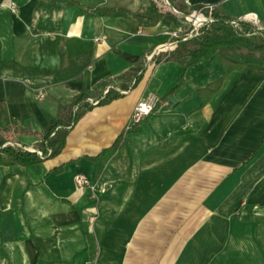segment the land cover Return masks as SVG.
<instances>
[{
	"label": "crops",
	"instance_id": "1",
	"mask_svg": "<svg viewBox=\"0 0 264 264\" xmlns=\"http://www.w3.org/2000/svg\"><path fill=\"white\" fill-rule=\"evenodd\" d=\"M167 1L0 0V123L27 149L70 118L77 92L142 67L133 88L78 119L57 156L0 165V264H264V71L229 74L202 105L198 90L223 76L216 55L188 69L152 62L188 28L175 12L212 6L264 30V0ZM149 95L166 98L99 156Z\"/></svg>",
	"mask_w": 264,
	"mask_h": 264
},
{
	"label": "trees",
	"instance_id": "2",
	"mask_svg": "<svg viewBox=\"0 0 264 264\" xmlns=\"http://www.w3.org/2000/svg\"><path fill=\"white\" fill-rule=\"evenodd\" d=\"M180 11H185L184 7H178ZM203 15L210 16L213 22L207 27L202 28L201 33L196 38L179 42L175 49L169 52H160L152 58L155 65L164 62H184L185 69L192 65L208 60L211 56L216 55L220 61L223 76L217 81L209 84L203 89L198 90V94L202 97V105L215 94L225 77L233 72L241 73L244 70H259L264 71V34L259 30H254L250 25L239 22L237 27L230 24L232 20L222 15L215 8L209 12L207 7L195 6L192 8ZM78 13L88 16H118L120 11L101 10L97 8H79ZM147 14L159 18L162 12H159L155 5H151ZM239 27V28H238ZM187 31L178 33L179 40L184 37ZM142 76V67H135L127 74L115 78L109 82H103L94 87L90 91H79L73 97L71 107L74 110L67 121L51 120L49 131L42 136L38 145V149L42 151L43 158H40L35 153L22 151L18 148L10 146L2 147L6 140L0 138V165H18L28 166L41 162L46 159H51L57 156L65 146V140L69 130L83 116L84 113L92 109L94 106L87 102V99L96 95L98 103L96 106L109 104L113 100L121 97V95L133 88ZM125 80L126 84H121L120 90H116L118 86L114 83ZM106 93L103 91L108 86ZM115 87V88H114ZM118 89V88H117ZM166 96L160 98L165 99ZM156 109V108H155ZM140 124V123H139ZM139 124L125 130L112 144V146L102 151L99 156L112 154L116 152L125 143V135L133 131ZM54 132V136L50 137ZM49 150V153H47ZM4 155V156H2ZM96 158L92 159L95 160Z\"/></svg>",
	"mask_w": 264,
	"mask_h": 264
},
{
	"label": "built area",
	"instance_id": "3",
	"mask_svg": "<svg viewBox=\"0 0 264 264\" xmlns=\"http://www.w3.org/2000/svg\"><path fill=\"white\" fill-rule=\"evenodd\" d=\"M153 1H162L165 6H169V3L167 0H153ZM212 8H213L212 6L207 7L209 12L212 10ZM175 13L182 16L185 19V21L187 22V24H188V28L186 30L187 33L180 40H179L177 33H172L170 35L171 41L167 42L164 46H162L161 49L157 52V54L160 52L172 51L173 49H175L176 45L179 42L196 38L197 36L200 35V33H201L200 31L202 30V28L207 27L210 23L213 22V19L210 16V14L205 16L198 11H192L186 15L180 14L178 12H175ZM249 19H252V20L257 22V19L255 16L251 15V16H249ZM242 21H244V20H234V21L232 20L230 22V24L233 26H238L239 22H242ZM87 102L89 104H91L92 106H96L98 103V101L94 100V99H87ZM160 102H161L160 98H158L155 95H149L146 98L140 100L133 109L129 124L131 126H134V125L142 122L145 118L150 116L155 111V108L157 107V105ZM52 136H54V132L51 133L50 137H52ZM5 146L18 148L22 151H26V152H30V153H35L40 158H43V153L38 148L30 150V149L25 148L24 146H22L21 144L15 142V141L6 142L3 144L2 147H5ZM47 153H49V150H47ZM75 184L79 188L89 187L91 190L94 187L93 184L91 183V181L82 175H77L75 177Z\"/></svg>",
	"mask_w": 264,
	"mask_h": 264
},
{
	"label": "rangeland",
	"instance_id": "4",
	"mask_svg": "<svg viewBox=\"0 0 264 264\" xmlns=\"http://www.w3.org/2000/svg\"><path fill=\"white\" fill-rule=\"evenodd\" d=\"M242 22L250 25L254 30H258L259 28H261L260 25L252 19H249L247 21H242ZM234 27H237V26H234ZM13 136H14V133L11 131L10 126L3 125V123H0V138H3L4 140H6V142H13L15 141L13 139Z\"/></svg>",
	"mask_w": 264,
	"mask_h": 264
},
{
	"label": "water",
	"instance_id": "5",
	"mask_svg": "<svg viewBox=\"0 0 264 264\" xmlns=\"http://www.w3.org/2000/svg\"><path fill=\"white\" fill-rule=\"evenodd\" d=\"M258 30L264 34V30H263V29L259 28ZM170 100H171L172 102H175V100H174L173 97H170Z\"/></svg>",
	"mask_w": 264,
	"mask_h": 264
}]
</instances>
